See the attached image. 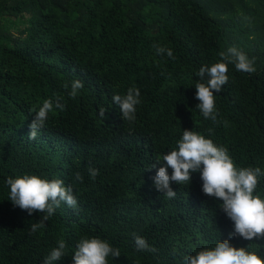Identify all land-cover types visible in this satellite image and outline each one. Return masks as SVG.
Segmentation results:
<instances>
[{
	"label": "trees",
	"instance_id": "1",
	"mask_svg": "<svg viewBox=\"0 0 264 264\" xmlns=\"http://www.w3.org/2000/svg\"><path fill=\"white\" fill-rule=\"evenodd\" d=\"M157 44L175 59L157 55ZM233 46L256 71L228 64L214 124L196 109V73ZM74 80L84 87L72 98ZM130 87L141 93L131 123L112 101ZM47 99L53 110L29 140ZM184 129L225 146L237 168L264 170V0H0V264H44L61 239L65 256L54 264H73L85 236L120 250L108 264H184L224 240L264 257V239L232 235L234 222L221 200L203 193L199 172L171 184L175 198L155 188L161 165L149 168ZM24 174L63 180L77 207L62 202L30 235L42 213L14 206L6 184ZM258 180L254 194L264 198V176ZM135 236L157 251H137Z\"/></svg>",
	"mask_w": 264,
	"mask_h": 264
},
{
	"label": "clouds",
	"instance_id": "2",
	"mask_svg": "<svg viewBox=\"0 0 264 264\" xmlns=\"http://www.w3.org/2000/svg\"><path fill=\"white\" fill-rule=\"evenodd\" d=\"M155 52L159 56L175 59L170 48L154 45ZM220 60L211 66H202L196 75L199 81L195 84L196 99L199 103L196 109L205 119L218 123V111L216 109L215 95L222 91L228 83V64H234L237 71L254 73V59H250L244 52L235 46L227 51L219 53ZM163 75V73H161ZM67 87V85H66ZM84 87L83 82L74 80L71 82L69 95L75 98L79 90ZM140 90L130 87L125 95H113L112 101L118 105L122 119L131 123L136 119V106L141 103ZM53 101L47 99L35 112V116L29 125V140H35L43 128L49 112L53 110ZM55 108L63 110L64 105L56 101ZM100 118L105 117V110L99 109ZM209 135L212 129H208ZM177 147L157 157L151 165L155 168L161 165L154 177L155 188L167 198H175L171 184L184 185L191 182V174L199 172L204 194L222 201L220 208L234 222V232L246 240L264 239V198L254 194L258 186V178L264 176V170L260 167H240L234 164L229 150L223 145H217L210 138L194 131L184 129L182 137L176 142ZM172 172L169 175L168 169ZM89 175L95 179L99 174L98 169L89 168ZM77 180L82 177L77 174ZM6 184L10 189L9 199L14 206L32 215L34 212L42 213L39 221L30 224L29 234H35L46 226L50 217L64 202L68 207L75 209L77 199L73 195V189L65 186L61 179H46L38 175L24 174L22 176L8 177ZM137 251H157L147 241L135 236ZM58 246L53 248L45 258L44 264H54L65 256L66 242L61 239ZM249 247H235L229 240L217 241L214 247L203 248L195 254L184 257V264H264V257L258 252L250 251ZM117 258L120 250L114 248L108 241L99 237H82L72 255L73 264H108V257Z\"/></svg>",
	"mask_w": 264,
	"mask_h": 264
}]
</instances>
